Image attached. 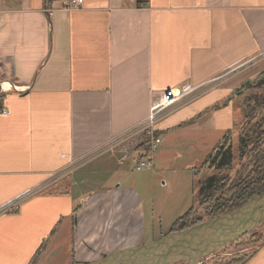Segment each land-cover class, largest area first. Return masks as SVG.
Masks as SVG:
<instances>
[{"label": "crops", "instance_id": "1", "mask_svg": "<svg viewBox=\"0 0 264 264\" xmlns=\"http://www.w3.org/2000/svg\"><path fill=\"white\" fill-rule=\"evenodd\" d=\"M64 1L0 0V82L22 88L0 104V205L30 191L0 215V264L141 245L144 183L126 180L119 144L186 84L198 96L157 122L161 137L224 132L242 84L264 74V0ZM244 264H264V239Z\"/></svg>", "mask_w": 264, "mask_h": 264}, {"label": "rangeland", "instance_id": "2", "mask_svg": "<svg viewBox=\"0 0 264 264\" xmlns=\"http://www.w3.org/2000/svg\"><path fill=\"white\" fill-rule=\"evenodd\" d=\"M263 80L264 74H260L255 79L246 81L250 87L254 86V89L246 92V90L240 88L238 93L245 92V94H248V92H255L257 95L264 94ZM261 81L263 84L255 87ZM228 101L232 102L233 100L224 99L219 104H225ZM235 104H237L236 106L239 109V115L237 114L233 117L234 119L239 118L243 120V109L240 106L239 97L236 101L234 100L233 106ZM261 115L262 113L258 116L260 117ZM239 130L240 122L232 128V133L228 135L229 138L226 140V143L231 142L234 154H236V142ZM223 133L216 130L214 126L213 128L196 127L189 131L183 130V133L178 134V136H175L177 133L167 135L165 133L164 137H161V141L157 144L152 156H148L153 160L154 166L141 170H136L134 165L140 159L138 155L144 153L142 145L143 134L134 135V138L131 137L130 139L123 140V144H119L120 146L118 147L125 146L130 149L129 158L123 162L124 166L120 165L121 169L126 166L129 167L126 172V180L144 183V205L142 209L144 216V237L142 244L160 238V234L168 230L172 221L191 206L194 208L196 214H202V206L197 201L198 183L207 174L214 171L209 168H207L208 170L205 169L207 164L201 165V162L209 152L213 151V146L220 140ZM193 168L198 173H194ZM233 172L234 169L229 170V174H233ZM256 230L263 233L264 220ZM249 233L243 236V243L248 241L247 237L250 235ZM238 244H231V248L221 247L212 254L202 258L200 263L218 259L219 257H227L230 253L240 248ZM254 246L256 244H248L242 251H251ZM52 264H67V262L64 258H57ZM177 264H189V262Z\"/></svg>", "mask_w": 264, "mask_h": 264}, {"label": "trees", "instance_id": "3", "mask_svg": "<svg viewBox=\"0 0 264 264\" xmlns=\"http://www.w3.org/2000/svg\"><path fill=\"white\" fill-rule=\"evenodd\" d=\"M262 84L261 81L255 87ZM253 87L245 82L241 89L247 92L254 89ZM3 97V93H0V104ZM238 97L243 109V120H239L230 129L224 131L220 140L213 146V151L209 152L201 162V165L207 164L205 169L209 168L214 171L207 174L198 183L197 201L202 206V214H196L191 206L175 218L168 230L162 235L187 229L204 220L214 218L264 191V94L240 92ZM261 113L262 115L259 117L258 115ZM239 122L240 130L237 134L236 154H234L231 142L226 143V140L229 138L228 135L232 133V128ZM161 133L155 126L154 136H161ZM148 140L147 136L143 135L144 153L139 157L149 151ZM232 169H234L233 174H229V170ZM193 172L198 173V171H194V168ZM249 234L247 242L243 243V236L245 235L243 234L235 241L222 246L231 248V244H238L240 241L238 244L240 248L230 253L229 256L203 261L199 264H244L264 239V230L263 233L256 230L255 233L251 231ZM248 244H256V246L251 251H242ZM182 262L187 261L177 263Z\"/></svg>", "mask_w": 264, "mask_h": 264}, {"label": "water", "instance_id": "4", "mask_svg": "<svg viewBox=\"0 0 264 264\" xmlns=\"http://www.w3.org/2000/svg\"><path fill=\"white\" fill-rule=\"evenodd\" d=\"M264 220V191L239 206L187 229L113 252L90 264H172L200 260L255 229Z\"/></svg>", "mask_w": 264, "mask_h": 264}, {"label": "built area", "instance_id": "5", "mask_svg": "<svg viewBox=\"0 0 264 264\" xmlns=\"http://www.w3.org/2000/svg\"><path fill=\"white\" fill-rule=\"evenodd\" d=\"M82 4L83 0H65L62 3V6L65 8H74L79 7ZM48 13H50V10H48ZM6 83L8 86L5 85ZM12 87L18 91H22V88L12 86L8 82H0V93L11 90ZM197 93L198 87L189 84L180 87H171L163 90L160 97L151 104L147 117L141 124H139L138 128L133 131L134 135L143 134L149 139V151L139 157L140 159H138L137 163L134 165L136 170L149 168L153 165L152 159L148 156H152L157 144L161 141V136H154V129L157 122L161 120L172 108L186 102L191 97L197 95ZM0 113L5 114L7 111L4 107H1ZM129 151L130 150L128 148H124L122 150V153L119 157L120 164H122L128 158ZM29 194L30 191H26L1 204L0 215L16 212L19 209V202Z\"/></svg>", "mask_w": 264, "mask_h": 264}, {"label": "bare ground", "instance_id": "6", "mask_svg": "<svg viewBox=\"0 0 264 264\" xmlns=\"http://www.w3.org/2000/svg\"><path fill=\"white\" fill-rule=\"evenodd\" d=\"M5 85H6V86H8V84H7V83H6ZM155 136H158V135H155ZM122 144H123V143H122ZM120 145H121V144H120ZM114 147H115V146H114ZM114 147H113V148H114Z\"/></svg>", "mask_w": 264, "mask_h": 264}]
</instances>
